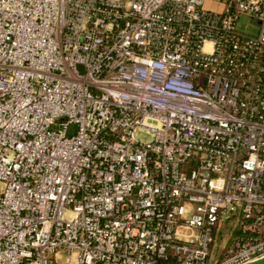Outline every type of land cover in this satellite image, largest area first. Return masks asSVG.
Returning <instances> with one entry per match:
<instances>
[{
    "label": "built area",
    "instance_id": "1",
    "mask_svg": "<svg viewBox=\"0 0 264 264\" xmlns=\"http://www.w3.org/2000/svg\"><path fill=\"white\" fill-rule=\"evenodd\" d=\"M207 1L0 0V264L264 257V0Z\"/></svg>",
    "mask_w": 264,
    "mask_h": 264
},
{
    "label": "rangeland",
    "instance_id": "2",
    "mask_svg": "<svg viewBox=\"0 0 264 264\" xmlns=\"http://www.w3.org/2000/svg\"><path fill=\"white\" fill-rule=\"evenodd\" d=\"M217 5H218V2H212L211 0H208L207 1V3H206V6L207 7H209V8H216L217 7ZM244 21H246V20H244ZM243 21V22H244ZM255 24H252V25H249V26H253V27H255L254 26ZM253 27H250V28H253ZM249 31L251 32V33H254L255 32V30H252V29H249ZM76 125H72L71 126V131H75L76 130ZM236 225H237V221L235 220V221H233L232 222V224L230 225V227L225 231V227L226 226H224L222 229V231L224 232V238H223V240L224 241H222V240H220V237L218 236L217 237V244H216V246H215V248H214V250H216L215 251V253H214V256L216 257L217 255H218V252L219 251H222V248L221 247H219V248H217V246L220 244V245H223L224 243H225V241H226V239L230 236V234H232V232H233V230L236 228ZM186 234H189V232H185ZM222 241V242H221ZM221 242V243H220Z\"/></svg>",
    "mask_w": 264,
    "mask_h": 264
},
{
    "label": "water",
    "instance_id": "3",
    "mask_svg": "<svg viewBox=\"0 0 264 264\" xmlns=\"http://www.w3.org/2000/svg\"><path fill=\"white\" fill-rule=\"evenodd\" d=\"M247 264H264V257Z\"/></svg>",
    "mask_w": 264,
    "mask_h": 264
}]
</instances>
